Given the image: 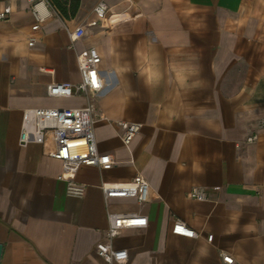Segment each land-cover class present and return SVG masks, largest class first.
<instances>
[{
  "label": "crops",
  "instance_id": "0c3cea01",
  "mask_svg": "<svg viewBox=\"0 0 264 264\" xmlns=\"http://www.w3.org/2000/svg\"><path fill=\"white\" fill-rule=\"evenodd\" d=\"M100 1L81 0L71 19L44 1L38 30L27 1L0 21V264H109L96 253L108 210L148 218L113 239L128 251L123 264H264V0H104L110 20L92 26ZM90 47L101 91L49 96L53 83L81 81L77 55ZM137 53L154 54L152 64ZM91 103L98 149L115 164L82 166L76 197L58 179L62 162L20 136L34 109ZM120 121L142 124L128 147ZM137 174L148 201L107 205L101 185ZM194 188L206 198H190ZM177 220L198 236L173 234Z\"/></svg>",
  "mask_w": 264,
  "mask_h": 264
},
{
  "label": "built area",
  "instance_id": "2783aa9c",
  "mask_svg": "<svg viewBox=\"0 0 264 264\" xmlns=\"http://www.w3.org/2000/svg\"><path fill=\"white\" fill-rule=\"evenodd\" d=\"M9 4L0 12V21L8 19L12 12L11 4L17 1H27L32 5L33 15L37 23L32 27L38 30L40 22L44 19L42 4L48 0H8ZM49 3V2H48ZM97 20L90 25L95 26L102 21H109L108 4L101 0L94 7ZM70 37L79 39L85 34L84 27L68 30ZM34 40L29 45L32 46ZM101 56L95 47H90L77 55L78 68L81 81L78 83H53L47 87L49 96L72 97L74 95H96L104 86V81L98 69ZM97 121L96 109L93 103L76 108H40L31 111L23 126L20 142L23 145L39 143L48 148V155L62 162V172L58 179L67 182V192L71 196L82 197L85 187L74 181L75 175L82 166H94L110 169L115 164L110 154L100 153L96 136L95 123ZM118 125L122 131V143L125 147L131 145L133 139L140 133L142 124L139 122L120 121ZM256 136L247 140L252 142ZM150 185L144 176L137 174L128 184H103L101 190L105 202L109 203L114 198H133L138 203L144 204L149 199ZM188 196L197 200H204L206 192L203 188H194ZM108 228L107 242L96 245V253L107 263H125L129 254L125 249H115L112 241L124 229L143 228L148 224V218L134 213H120L107 211ZM180 229V231H178ZM172 233L188 238H196L198 233L184 224L175 221ZM213 236L208 237L211 242ZM234 259L223 255L224 264H232Z\"/></svg>",
  "mask_w": 264,
  "mask_h": 264
},
{
  "label": "trees",
  "instance_id": "16d2710c",
  "mask_svg": "<svg viewBox=\"0 0 264 264\" xmlns=\"http://www.w3.org/2000/svg\"><path fill=\"white\" fill-rule=\"evenodd\" d=\"M48 2L63 18L71 19L77 15L81 0H48Z\"/></svg>",
  "mask_w": 264,
  "mask_h": 264
},
{
  "label": "clouds",
  "instance_id": "9594fccd",
  "mask_svg": "<svg viewBox=\"0 0 264 264\" xmlns=\"http://www.w3.org/2000/svg\"><path fill=\"white\" fill-rule=\"evenodd\" d=\"M137 55L141 56L142 59L148 64L151 65L154 60V54H147V53H137ZM150 71L149 68H145L142 70L141 75H143L145 72ZM181 82H183V77H180Z\"/></svg>",
  "mask_w": 264,
  "mask_h": 264
},
{
  "label": "water",
  "instance_id": "95a60500",
  "mask_svg": "<svg viewBox=\"0 0 264 264\" xmlns=\"http://www.w3.org/2000/svg\"><path fill=\"white\" fill-rule=\"evenodd\" d=\"M1 253H2V245H0V258H1Z\"/></svg>",
  "mask_w": 264,
  "mask_h": 264
},
{
  "label": "snow or ice",
  "instance_id": "6c2138e0",
  "mask_svg": "<svg viewBox=\"0 0 264 264\" xmlns=\"http://www.w3.org/2000/svg\"><path fill=\"white\" fill-rule=\"evenodd\" d=\"M178 231H180V229H178Z\"/></svg>",
  "mask_w": 264,
  "mask_h": 264
}]
</instances>
